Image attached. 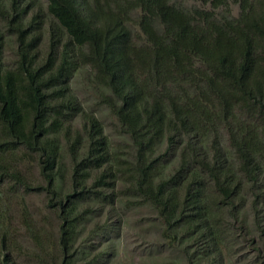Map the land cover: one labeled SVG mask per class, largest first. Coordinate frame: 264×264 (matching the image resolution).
<instances>
[{
  "label": "trees",
  "instance_id": "16d2710c",
  "mask_svg": "<svg viewBox=\"0 0 264 264\" xmlns=\"http://www.w3.org/2000/svg\"><path fill=\"white\" fill-rule=\"evenodd\" d=\"M200 1L211 9L0 0V264L15 261L7 211L19 193H44L59 221L60 264H74L89 214L80 208L112 202L117 183L127 207L156 212L165 242L188 243L190 264H237L241 241L250 264H264V0ZM81 69L128 145L114 147L73 93Z\"/></svg>",
  "mask_w": 264,
  "mask_h": 264
},
{
  "label": "rangeland",
  "instance_id": "374dc122",
  "mask_svg": "<svg viewBox=\"0 0 264 264\" xmlns=\"http://www.w3.org/2000/svg\"><path fill=\"white\" fill-rule=\"evenodd\" d=\"M189 8L210 10L208 4L203 5L200 0H172ZM45 6V0H41ZM232 15L236 16L238 4L231 3ZM221 13V9L216 10ZM46 38V37H45ZM41 49H43L41 47ZM5 65L12 67L15 60V45L10 37L5 50ZM88 71L81 69L75 74L71 88L73 93L82 102L87 112H92L101 122L104 132L108 135L115 147L116 142L128 145L125 138L116 136L117 122L109 110L98 104L96 93L87 82ZM164 145L159 150L162 151ZM65 171L63 174V191L69 189L68 168L69 160L66 157L65 148H62ZM20 170L29 178L38 181L36 167L34 165H20ZM123 188L117 183L114 189L116 194L112 202L89 203L80 209H88L86 222L81 234L77 237L74 248L81 251V257L74 264H190L188 255L184 249L188 243H175L170 245L161 236V223L156 212L149 206L127 207L130 199L121 196L119 191ZM107 193H111L110 190ZM23 196V198H22ZM44 193H33L15 196L9 204L7 215L10 218L11 257L14 264H60L62 254L57 248L59 221L56 215L46 207ZM248 211V209H247ZM252 216L247 218L251 227ZM25 221L32 226L40 245L35 243L31 232L25 228ZM98 229V230H97ZM97 230V232H94ZM11 236V237H12ZM41 247L42 249H39ZM233 262L237 264H250L253 259L249 246L242 241L234 248ZM43 260V261H42ZM198 264H207L201 261Z\"/></svg>",
  "mask_w": 264,
  "mask_h": 264
}]
</instances>
